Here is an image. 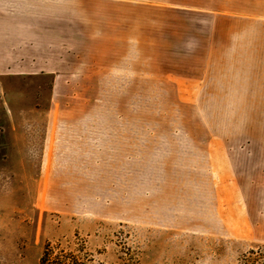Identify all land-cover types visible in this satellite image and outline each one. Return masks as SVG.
I'll return each mask as SVG.
<instances>
[{
  "label": "rangeland",
  "instance_id": "374dc122",
  "mask_svg": "<svg viewBox=\"0 0 264 264\" xmlns=\"http://www.w3.org/2000/svg\"><path fill=\"white\" fill-rule=\"evenodd\" d=\"M176 2L0 0V264H264V0ZM65 130L106 180L73 213L37 191Z\"/></svg>",
  "mask_w": 264,
  "mask_h": 264
},
{
  "label": "crops",
  "instance_id": "0c3cea01",
  "mask_svg": "<svg viewBox=\"0 0 264 264\" xmlns=\"http://www.w3.org/2000/svg\"><path fill=\"white\" fill-rule=\"evenodd\" d=\"M147 1L177 3L176 0ZM214 18V23H217V16ZM216 28L217 24H213L212 36L208 42L210 54L221 50L227 51L232 46L237 47L235 42L229 38H216L218 35ZM227 34L229 33H226V37ZM64 127L75 128L73 125ZM77 136L75 130L59 131L58 141L55 145L54 132H51L47 144L46 159L43 161V176L37 182V191H40L38 198L45 201L51 200V203L59 208L67 209L68 213H73L77 204L84 200L98 199V193L96 196H92V192L99 191L101 186L106 184V180L101 177L103 158L100 152L102 148L83 141L77 142ZM55 146L56 153L54 154ZM94 170L97 172L94 173Z\"/></svg>",
  "mask_w": 264,
  "mask_h": 264
},
{
  "label": "trees",
  "instance_id": "16d2710c",
  "mask_svg": "<svg viewBox=\"0 0 264 264\" xmlns=\"http://www.w3.org/2000/svg\"><path fill=\"white\" fill-rule=\"evenodd\" d=\"M255 255L254 252H252ZM38 264H104L98 260L88 243L76 236L75 249L71 250L62 242L45 244Z\"/></svg>",
  "mask_w": 264,
  "mask_h": 264
}]
</instances>
